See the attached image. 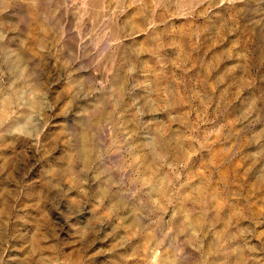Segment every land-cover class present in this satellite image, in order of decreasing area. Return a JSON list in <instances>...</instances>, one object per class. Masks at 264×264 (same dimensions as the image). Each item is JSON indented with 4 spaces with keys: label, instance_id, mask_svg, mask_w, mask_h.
Segmentation results:
<instances>
[{
    "label": "rangeland",
    "instance_id": "1",
    "mask_svg": "<svg viewBox=\"0 0 264 264\" xmlns=\"http://www.w3.org/2000/svg\"><path fill=\"white\" fill-rule=\"evenodd\" d=\"M85 2L0 0V264H264V0Z\"/></svg>",
    "mask_w": 264,
    "mask_h": 264
},
{
    "label": "clouds",
    "instance_id": "2",
    "mask_svg": "<svg viewBox=\"0 0 264 264\" xmlns=\"http://www.w3.org/2000/svg\"><path fill=\"white\" fill-rule=\"evenodd\" d=\"M78 2L79 0H73V3H78ZM113 2L118 5H122L123 0H113ZM138 2L144 4L145 0H138ZM91 3L97 12L96 19L99 20V22L102 25H104L105 30L103 32V37L107 39L106 47L109 50H111L114 54L119 44V36L113 33L111 27L104 24V21L107 20L108 17L103 16V13L106 12L107 8L109 7V2L108 0H91ZM205 3H208V0H150V7L152 9L153 16H155L156 9H161V8L168 9L175 4H179L182 10L175 14L190 16L195 12L196 8L200 7ZM145 6L148 7L149 5H145ZM83 7L85 8L88 7V0H86ZM183 9H187V11H184ZM154 26H155V21L154 20L150 21L149 27H154ZM97 46H99V44ZM17 83H18L17 80H13L11 84H7L5 80L4 71L0 70V95H4V93L7 91L8 96L6 97V100L16 98L18 91L16 89ZM43 95L44 94L42 92H37L35 89L31 91L29 95V99L33 102L34 105L33 116L36 122L31 126L30 129H24V130H22L19 124H13L7 128L5 127L8 124V121L11 119V115L9 113L11 111L12 104L11 103L4 104L3 102H0V136H4L8 134L17 137H25L27 139L32 140L34 146L39 148L40 136L42 135V130L44 125L42 123L43 116L41 115L40 111L37 110L36 104H37V97L38 96L42 97ZM111 102H112L111 97L102 100L97 106L98 111L96 114L101 115L105 106L107 104H110ZM32 254L33 255L35 254L34 250Z\"/></svg>",
    "mask_w": 264,
    "mask_h": 264
}]
</instances>
